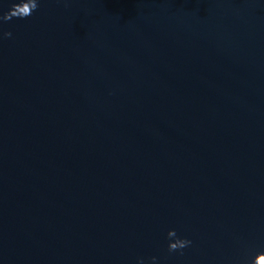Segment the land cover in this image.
Listing matches in <instances>:
<instances>
[{"label": "water", "instance_id": "95a60500", "mask_svg": "<svg viewBox=\"0 0 264 264\" xmlns=\"http://www.w3.org/2000/svg\"><path fill=\"white\" fill-rule=\"evenodd\" d=\"M38 4L0 21V264L264 251V0Z\"/></svg>", "mask_w": 264, "mask_h": 264}, {"label": "clouds", "instance_id": "9594fccd", "mask_svg": "<svg viewBox=\"0 0 264 264\" xmlns=\"http://www.w3.org/2000/svg\"><path fill=\"white\" fill-rule=\"evenodd\" d=\"M39 7L38 0H14L11 4V7L7 12L0 14V21H9L13 18L17 19H26L31 16L34 11ZM4 37H11V32H4ZM168 238V251L179 252L183 254V249L189 247L192 244V241L187 238H182L177 235L175 229H170L167 233ZM259 257H264V251H259L252 258L244 257L241 259L240 264H257V259ZM152 264H155L156 257L151 258ZM139 264H143V261H140Z\"/></svg>", "mask_w": 264, "mask_h": 264}]
</instances>
